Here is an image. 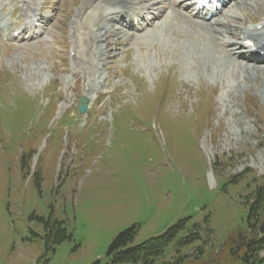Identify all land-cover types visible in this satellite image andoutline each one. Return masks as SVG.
<instances>
[{
    "label": "rangeland",
    "instance_id": "374dc122",
    "mask_svg": "<svg viewBox=\"0 0 264 264\" xmlns=\"http://www.w3.org/2000/svg\"><path fill=\"white\" fill-rule=\"evenodd\" d=\"M83 1L48 0L39 41L6 46L0 31V264L105 261L120 231L136 225L139 244L183 219L178 237L192 225L202 235L181 246L184 264H241L233 250L264 191V64L228 53L211 24L209 51L191 52L189 34L203 32L177 20L128 39L109 32L107 59L86 35L72 57ZM252 2H238L244 23L264 18V0ZM16 5L0 0L1 19ZM102 17L73 26L96 33ZM226 18L238 42V18Z\"/></svg>",
    "mask_w": 264,
    "mask_h": 264
},
{
    "label": "bare ground",
    "instance_id": "6f19581e",
    "mask_svg": "<svg viewBox=\"0 0 264 264\" xmlns=\"http://www.w3.org/2000/svg\"><path fill=\"white\" fill-rule=\"evenodd\" d=\"M164 1H169V0H107V1H105V0H88V4H83L81 10H84L85 8H87L84 11L85 13L83 12V14H86L85 20L91 19V18L96 20L95 15L96 16L97 15L103 16L101 18L102 19L101 23L96 24V25L92 24L94 27L97 28L96 33H91V32L87 33L88 37H92L91 38L92 43H93L94 39L97 41V43H96L97 47H96V51L94 53V54H96L95 57L107 59V56H105V55L108 53V52H106V48H108V47H106V45L108 44V35L107 34L109 32H111V34H113V35H116L118 37V39H120V38L128 39L129 36H132L130 31L138 32L135 35L142 34L143 32L150 31L152 29L157 28L159 25H167L168 26V24L173 22V20H177V23H179V22L188 23L191 26H194L195 28L198 27L199 31L203 32L202 34H197L196 32H192V31H191L192 34H189V36H192L193 38L195 37L194 34H196V36H197L196 42L193 43V45L191 47V52H204V53L208 52L209 47H207L206 42L210 40V36L205 34L208 32V28L206 27V25L208 23H203L201 21H198L197 19L195 20L188 15L189 12H187L188 14L186 13L184 8L190 9L189 5L187 4L188 0L170 1L169 5L167 2H164ZM180 2H185L184 8L177 9V7H174V5H176V4L178 5ZM238 2H239V0H227L225 5L222 6V9L219 12L220 16L213 23H209V25L211 24V27H210V28H212L211 30H213L214 28L216 29L213 33L214 35L213 36L211 35V36H212V38L217 39L218 42L217 41L216 42L219 43V45H222L225 49H227L228 53L229 52L234 53L233 56L235 58H238L239 60H242L245 62H251V63H256V64H260L257 62L263 61V64H264V59H259L257 57H253V55L255 53H258L261 51L259 49L264 50V22L253 23L252 26H248V27L243 28L242 32L240 34L242 36H241L239 42L230 40V39L225 37V36H231L233 34V31L236 29L233 26L234 24L232 25L230 19L226 18L227 15L231 16L232 19L239 18L238 15L241 13V11H242L241 9L245 10L244 7L238 8V6H239ZM241 2H243L242 6H244V3H245V5L248 7H251V6L255 7V4H254L255 2L251 3V0H241ZM23 3H25V2H23ZM29 3L33 4L34 2H29ZM92 5H95V6H93L91 8L90 12L87 13L89 6H92ZM99 5L104 6L103 10L97 8ZM139 6H141V7H139ZM26 9L31 10V6L27 5ZM169 9H170V12H169ZM131 12L138 16V21L136 22L135 27H128V25H132L135 22L130 23L125 18H122V17L120 18L121 14H130ZM173 12H176L175 15H173ZM180 12H182V13H180ZM183 12H185L187 15H185V13H183ZM170 13H171V15H170ZM113 17H119L121 24L115 23V21H113L114 20ZM146 18H148V19H146ZM220 18H223V19H220ZM126 27H128L130 30L128 31ZM121 30H123V32H125L124 37L119 35L121 33ZM197 30L198 29L196 28V31ZM121 34H123V33H121ZM245 38H251L254 41V43L260 47L256 51L252 52L249 59L245 58L243 50L239 53L236 51V50L244 49V47L242 46V40H244ZM100 41H103L105 45H101V44H103V42L100 43ZM99 44H100V46H99ZM184 49L186 50L188 48L185 46ZM195 50H198V51H195ZM231 55H230V57H231ZM246 56H248V55H246ZM180 57L181 58H184V57L187 58L188 56L181 55ZM188 60L194 61L195 59L193 58V56H189ZM94 66H95V72H97V71L99 72L100 66L96 65V64Z\"/></svg>",
    "mask_w": 264,
    "mask_h": 264
},
{
    "label": "trees",
    "instance_id": "16d2710c",
    "mask_svg": "<svg viewBox=\"0 0 264 264\" xmlns=\"http://www.w3.org/2000/svg\"><path fill=\"white\" fill-rule=\"evenodd\" d=\"M256 193L257 198L251 202L243 219L246 234L239 233V246L233 250L240 251L237 254L240 255L238 259L241 264H264V258L259 256V252L264 250V191L261 194V190L257 188ZM184 228L183 219L161 235L132 244L137 232V226L132 225L115 235L106 251L105 261L97 259L90 264H184L181 246L194 247L202 239L196 225H192L187 234L178 237V233ZM174 241L175 255L170 260L165 259V250Z\"/></svg>",
    "mask_w": 264,
    "mask_h": 264
},
{
    "label": "water",
    "instance_id": "95a60500",
    "mask_svg": "<svg viewBox=\"0 0 264 264\" xmlns=\"http://www.w3.org/2000/svg\"><path fill=\"white\" fill-rule=\"evenodd\" d=\"M86 110V98H81L79 102V111L84 112Z\"/></svg>",
    "mask_w": 264,
    "mask_h": 264
},
{
    "label": "snow or ice",
    "instance_id": "6c2138e0",
    "mask_svg": "<svg viewBox=\"0 0 264 264\" xmlns=\"http://www.w3.org/2000/svg\"><path fill=\"white\" fill-rule=\"evenodd\" d=\"M193 3L195 4V6L199 7L202 6L203 0H193Z\"/></svg>",
    "mask_w": 264,
    "mask_h": 264
}]
</instances>
